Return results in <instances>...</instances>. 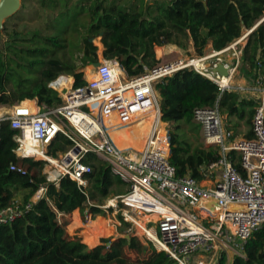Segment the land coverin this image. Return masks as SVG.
Returning <instances> with one entry per match:
<instances>
[{"label": "trees", "instance_id": "1", "mask_svg": "<svg viewBox=\"0 0 264 264\" xmlns=\"http://www.w3.org/2000/svg\"><path fill=\"white\" fill-rule=\"evenodd\" d=\"M35 1L46 11L44 29L28 34L12 31L0 49V105L25 99H35L39 105H58L61 97L49 84L60 74H66L74 77L75 88L84 86L86 81L78 69L98 60L97 47L89 39L100 33L103 58L118 61L125 73L132 76L142 72L144 66L159 62L155 45L167 43L185 49L191 43L194 53L202 56L207 46L220 50L264 18V0H156L148 7L147 17H143L144 0H135L131 6L130 0ZM160 50L158 47L159 56ZM241 60L247 77L257 80L264 74V20L247 35ZM20 71L25 76L20 73L15 77ZM70 81L71 78L62 77L53 85H67ZM155 88L161 97V121L169 126V161L177 175L201 180L204 170L219 157L218 145L193 146L183 137L186 127L199 135V126L193 120L195 107L212 106L217 101L222 115L245 120L249 126L245 138L253 135L256 98L242 97L235 88L220 92L216 83L192 69L163 78ZM24 103L32 104L27 100ZM151 118L124 125L114 114L103 115L109 136L117 133L131 144L135 142L133 130L150 127ZM120 129L129 141L119 134ZM15 134L7 121L1 123L0 209L16 200L19 191H25L21 201L25 204L40 187L46 190L45 197L33 202L30 209L0 224V264H130L132 260L123 256L128 248H136L144 258L134 264H175L165 252L153 251L120 227L117 237L97 232L106 215L86 202L101 201L111 192L122 194L116 191L122 181L112 174L106 161L88 152L83 157L92 167L87 186L81 189L75 181L63 178L56 187L42 172L43 160L16 155ZM70 146L71 140L58 133L47 153L58 157ZM231 155L233 159L237 157L235 151ZM12 165L24 168L25 173L12 170ZM54 213L70 214L63 219L64 227L81 239L63 233L55 225ZM241 254H234L231 264H264V224L247 238ZM220 261L227 264L225 253H221Z\"/></svg>", "mask_w": 264, "mask_h": 264}, {"label": "built area", "instance_id": "2", "mask_svg": "<svg viewBox=\"0 0 264 264\" xmlns=\"http://www.w3.org/2000/svg\"><path fill=\"white\" fill-rule=\"evenodd\" d=\"M253 29L220 50L144 66L132 76L118 61L102 59L93 66L92 75H83L86 84L82 87L75 88L73 83L53 85L62 76L52 82L62 99L56 106L39 105L37 101L25 104L24 100L0 105V125L7 121L16 130L17 156L45 162L43 174L56 187L63 178H69L84 189L92 167L83 157L94 153L109 164L112 174L128 184L126 192L108 198L101 206L105 213L112 212L142 232L153 251L165 252L175 264H221V253L242 255L244 242L264 224V87L255 88L260 96L256 98L250 138H236L223 127L217 101L194 108L193 120L200 124L204 140L219 146V157L198 180L177 175L169 161L170 142L161 121V97L155 85L179 70L192 69L216 83L220 92L232 89L231 78ZM219 63L228 69L227 76L213 71ZM104 114H114L124 125L152 116L142 148H117ZM58 133L69 138L71 146L52 157L47 149ZM232 151L237 154L234 159ZM10 168L25 173L22 167ZM45 190L40 187L25 204L14 200L0 209V224L30 209L33 202L45 197ZM151 225L157 226V232Z\"/></svg>", "mask_w": 264, "mask_h": 264}, {"label": "rangeland", "instance_id": "3", "mask_svg": "<svg viewBox=\"0 0 264 264\" xmlns=\"http://www.w3.org/2000/svg\"><path fill=\"white\" fill-rule=\"evenodd\" d=\"M13 16L8 18L4 24V26H5L4 31L7 35L10 34L12 31H16L19 34H21V33L28 34L34 30L44 29L43 19L46 16V11L35 0H22V6H21L20 10L17 12V14L14 17ZM257 23H259V21ZM245 31L246 30H244V32ZM92 43L97 47V52L100 53L99 51L101 50V46H102V44L100 42V36L98 35L95 38H93ZM158 47L162 49V50H160V52L162 53L161 56H159L157 53ZM172 47H173L172 45H169L167 43H164V45H162V46H154L155 57H156V59L159 58L158 63H165V62H168L170 60H173L174 58L182 57V56H198L194 53L191 43H189V45L185 49L178 48L177 46H175L176 47L175 49H172ZM211 50H212V48L207 46L204 54L209 53ZM66 56H67V54H66ZM221 57L223 58V60L228 59V56H226V54L221 55ZM99 60H102V58H100ZM77 62H78V64H80V61H77ZM158 63H156V64H158ZM244 69L245 68H244L243 61L240 60V64L237 67L234 75L231 78L230 86L232 88H235L241 94L242 97L255 99L257 96L258 97L260 96V93H258L259 90L257 92V90H255V88H263L264 87V74L261 73L259 78L257 80H255L253 78L247 77ZM93 70H94L93 66H88V67H85V69L83 71H84L85 75L90 76L94 73ZM20 73H21V75L25 76L20 71V72L15 74V77H18L20 75ZM24 73H26V75H27V71L26 72L24 71ZM29 76H31V75H29ZM258 80H259V82H258ZM249 89H251L252 92H249ZM151 120H152V118H151ZM64 124L66 126H69V124L66 122H64ZM194 124L199 126V135L198 134L196 135L194 133V131H191L188 129V127H186L183 131V137L185 139H187L193 146L200 145V144H203L205 147L210 146L211 143L209 141L204 140L203 136L201 135L200 124H198V123H194ZM222 125L225 129L231 130L236 138L245 137V134L249 130V126L246 124L245 120H238V118H236L235 116L222 115ZM117 126H120L121 128L123 127L122 124H119V123L117 124ZM164 127L168 131L169 126H166V124H165ZM118 131L117 132L119 134H121L125 138V140H128V137H126L123 130L120 129ZM116 135H118V134L116 133ZM143 142H144V138H140L139 142L137 144L136 143H134L132 145H131V143H129V144L132 146V148L140 150L142 148ZM42 172H43V170H42ZM57 187H59V186H57ZM127 189H128V184H126L124 182H120V183H118L116 191L118 193H124V192H126ZM24 193H25V191H19L16 195V200L21 202L23 200ZM115 193L111 192L106 198L102 199L101 201H94V202L88 201V202H86V204H88L90 206H96V207H98L97 209H101V206L106 203L107 199L110 197H114ZM64 206H66V205L64 204ZM62 215L60 213L55 214L53 216V220L55 221V225L56 224L59 225V227L62 229L63 233H65V232L68 233L64 227L63 219L64 218L67 219L68 218L67 216L70 214H68L67 216H62ZM105 215H106V217L103 220L104 221L103 224H104V226H107V229L104 230V229L97 228V232L99 234L100 233L101 234H110L112 236L117 237L120 235L119 227L124 229V230L129 229V228H133V227H129V228L125 227L118 220V216L113 214L112 212L105 213ZM151 226L153 227V229H156V232H157V226L156 225H151ZM135 231L138 234H140L142 236V238L144 239L142 232H140L139 230H135ZM68 234L69 235H77L80 238V236L78 234H70V233H68ZM148 246L151 248L150 244H148ZM98 251H100L102 253L105 252L102 250H98ZM110 251L112 254H114V252L112 250H110ZM124 255L128 256V258L130 260H132V262H130V264H134V262L137 259H144L142 257V255L136 251V248H133L131 251H129V248H128L126 250V252L123 254V256ZM225 257H226V263L231 264L233 257H234V254L232 251H228V252H226Z\"/></svg>", "mask_w": 264, "mask_h": 264}, {"label": "water", "instance_id": "4", "mask_svg": "<svg viewBox=\"0 0 264 264\" xmlns=\"http://www.w3.org/2000/svg\"><path fill=\"white\" fill-rule=\"evenodd\" d=\"M135 0H131L129 3V6L133 4ZM156 0H144L143 5V17H147V11L148 7L152 4H155ZM22 6V0H0V49L4 46V41L7 39V34L4 31V24L5 21L15 15ZM264 18H262L259 23H257L254 28L259 25ZM102 33L99 34L101 37ZM90 41H93V38L89 39ZM100 61H96L92 64V66L96 67L98 66ZM214 72H218L220 75L227 76L228 75V69L224 67L222 63H219L215 68H213ZM74 151L77 152V149ZM132 248H129V251H131ZM106 252H109V250H106Z\"/></svg>", "mask_w": 264, "mask_h": 264}, {"label": "crops", "instance_id": "5", "mask_svg": "<svg viewBox=\"0 0 264 264\" xmlns=\"http://www.w3.org/2000/svg\"><path fill=\"white\" fill-rule=\"evenodd\" d=\"M170 45V44H169ZM155 46H157V45H155ZM173 47H172V49H175L176 47L174 46V45H172ZM209 47H210V45H209ZM103 46H101V50L99 51L100 53H98L97 52V55H98V60L100 59V58H102V59H104L103 58V56H102V51H103ZM193 49V48H192ZM159 59V58H158ZM97 60V61H98ZM240 60H241V58H240ZM100 61V60H99ZM88 66H92V64L91 65H86V66H84V67H80L79 69H78V72H82V77H83V75H85L84 74V69H85V67H88ZM88 74V73H87ZM60 76H62V77H68V78H71V81L68 83V86H70L72 83L74 84V77L73 76H70V75H66V74H60L58 77H60ZM85 77L87 78V77H89V76H87V75H85ZM84 79V78H83ZM85 80V79H84ZM51 84H52V82L49 84V86L51 87V88H53L52 86H51ZM54 89V88H53ZM238 89V88H237ZM55 90V89H54ZM58 94H59V96L61 97V94L57 91V90H55ZM249 92H252L251 91V89H249ZM257 98V97H256ZM25 100H27L28 102H33V101H36L35 99H25ZM61 101H62V99H61ZM61 103V102H60ZM59 103V104H60ZM7 105V104H6ZM150 123H151V121H150ZM149 129H150V127H138V128H136V129H134L133 130V137L135 138V142L134 143H138L139 142V139L140 138H145V136H146V134L149 132ZM133 143V144H134ZM132 145V144H131ZM68 214H66V215H62V216H67ZM57 217V216H56ZM68 218L70 217V215H68L67 216ZM65 219V218H64ZM152 249V248H151ZM153 250V249H152Z\"/></svg>", "mask_w": 264, "mask_h": 264}, {"label": "bare ground", "instance_id": "6", "mask_svg": "<svg viewBox=\"0 0 264 264\" xmlns=\"http://www.w3.org/2000/svg\"><path fill=\"white\" fill-rule=\"evenodd\" d=\"M60 80V79H59ZM224 82L227 83L228 82V78L224 79ZM111 140L113 142V144L119 148V149H124L127 147H132L129 143H127L126 141L122 140L118 135L115 136H110ZM97 228L99 229H107V226H104V224H99L97 226ZM126 233L138 238L143 244H145L146 246H148V244L145 242V240L142 238V236L140 234H138L134 228H129L125 230ZM101 234V233H100ZM102 235H110V234H102ZM115 237V236H113ZM127 238H130V236H126Z\"/></svg>", "mask_w": 264, "mask_h": 264}]
</instances>
